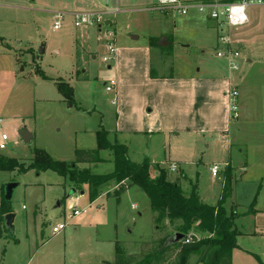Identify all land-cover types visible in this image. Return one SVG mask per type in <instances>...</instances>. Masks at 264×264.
<instances>
[{"label":"rangeland","instance_id":"1","mask_svg":"<svg viewBox=\"0 0 264 264\" xmlns=\"http://www.w3.org/2000/svg\"><path fill=\"white\" fill-rule=\"evenodd\" d=\"M157 1L118 0L117 5V1L106 4L104 0H0V119L3 121L0 137L2 134L9 137L7 149L0 153L29 164L35 150L42 149L56 161L71 163L76 150L97 148V132L113 128L116 117L114 93L106 91V84L115 79L117 72L114 60L103 62L110 42L122 51L151 44L153 74L169 76L178 70L176 74L188 75L220 70L235 81L240 120L248 114L256 120L262 118L259 120L263 122L264 6L249 8L250 26L233 30L246 41L232 46L240 54L236 61L239 68L233 70L223 66V59L216 57V51L222 46L214 22L208 23L207 17L195 10L184 17L159 10ZM117 7L119 13L113 14ZM78 12L104 14L101 27L75 28L72 15ZM58 13L65 15L63 27L54 31V16ZM150 38H156L154 44ZM56 82L74 88V105L65 101ZM254 127L246 126L251 134L248 139L244 137L245 142L248 140L250 148L264 146L255 137L264 132V125ZM23 131L33 137L31 143H24ZM109 138L112 140L113 135ZM217 146L206 153L204 161L229 160L220 150L222 146ZM149 149L150 145L142 149L140 145L138 152L142 153L133 155L134 161L141 163L145 158L164 161L165 147L155 148L152 153ZM109 155L112 157L108 151L101 153L102 158ZM194 156L198 161V152ZM238 160L239 157L234 160L235 165H239ZM108 164L80 166L77 172L90 169L92 174H109L114 165ZM172 164L161 165L168 171L170 180L181 173L180 168L172 172ZM197 165L189 173L191 183H184V193L189 196L198 181L199 200L213 205L216 180L207 166ZM220 175L217 180L221 183ZM9 184L17 187L11 201H6ZM84 186L52 171L41 174L30 171L23 175L0 172L3 207L17 216L13 231L5 223L0 228V260L7 251L8 264H112L117 244L129 256L139 253L142 243L172 237L176 226L157 229L150 201L137 186L125 190L117 199L114 194L121 187L109 184L104 190L109 199L102 198L93 204L72 192L73 189L80 192ZM253 190L254 185L249 184L236 199L240 216L235 228L243 233L252 227L264 226L263 216L248 213ZM72 197H77L79 202L74 206L87 212L70 220ZM133 204H137L136 209ZM37 206L40 212L36 214ZM80 220H85L88 227H78L83 224ZM59 222L69 226L62 234L53 236L52 229ZM205 236L196 232L197 240ZM197 261L198 256L192 255L188 264H197ZM232 264H264V232L240 238Z\"/></svg>","mask_w":264,"mask_h":264},{"label":"crops","instance_id":"2","mask_svg":"<svg viewBox=\"0 0 264 264\" xmlns=\"http://www.w3.org/2000/svg\"><path fill=\"white\" fill-rule=\"evenodd\" d=\"M188 1L204 2L208 0ZM207 21L209 23L212 20L207 17ZM248 23L247 26H250L251 20ZM231 40L233 45L246 43L241 35L234 33L233 30L231 31ZM222 63L223 66L227 67L228 65L229 69L231 68L228 60L223 59ZM113 64L117 73L115 79L111 81H115L116 86L110 93H114L113 105L116 106V117L114 127L109 130L104 129L108 133L109 141L112 144L126 146L128 156L134 163L137 162L134 161L133 155L137 157L142 153L138 152L140 145L141 149L150 145L149 153H152L155 148L165 147L164 161L160 162L158 158L155 161L150 158L149 160L153 166H159L160 168H162V163L165 162L177 164L181 173L176 179L170 181L175 182L178 178L184 177V180L181 181L183 191L184 183H191L192 179L189 173L193 172L195 167L198 166L197 164L207 166L206 168L209 169L210 173L212 167L218 164L221 169L219 172L221 183L211 173V176L216 180L217 187L214 196L216 202L209 205L212 207L217 205L221 199L224 173L230 169L232 191L225 204L228 215L234 213L236 215L235 222L237 221L240 216L237 213V196L245 191L249 184H253L254 193L251 194V205L248 213L254 217H264V146L250 148L247 145L248 140L247 143L244 140V137L248 139L251 134L248 133L246 126L252 128H255L254 126L262 127L264 121L261 122L262 118L260 117L257 120L255 117H249L248 114L242 120H240V115L236 120L232 118L231 111H229L228 92L232 89L237 91L233 78L230 76L225 77L223 72L217 69L210 72L198 71L188 75L176 74L178 70L169 76L153 74V47L151 44L143 46L142 49L128 48L122 51L116 48ZM108 68L111 69L112 66L110 65ZM112 135L111 140L109 137H112ZM255 137H258L261 140L260 143L263 144L264 132H259ZM32 141L33 137L31 136ZM134 145L136 148H133ZM217 145L222 146L220 150L222 153L227 154L229 160L214 161L212 163L204 161L206 153H210L214 146L217 148ZM202 148H205V151H202ZM197 152L198 161L194 156ZM103 153H106V151ZM176 157L177 160H171ZM238 157L239 165H235L234 160ZM111 158V155L102 158L103 163L99 164L109 163L108 165H114ZM147 159L145 158L143 162ZM92 165L97 164H78L76 170H79L80 166L90 167ZM253 170L254 173L250 175ZM80 172L91 173V170L86 169ZM154 175L157 176L158 172L154 171ZM195 186L198 194V181ZM83 188L84 190L80 192L75 191L74 195L90 202L88 185ZM3 193L0 188V228L2 227ZM82 193L84 194L82 195ZM78 198H69L70 207L79 204ZM102 198L109 199L107 191H104V194L97 201ZM93 203L90 202V204ZM23 208L25 209V206ZM133 208L136 209L137 204H133ZM38 212H40L39 206L36 207L35 213ZM73 219L75 218L70 220ZM80 221L83 224L78 227H88V224H84L86 223L85 220ZM238 232L241 234L238 240L242 237L258 236L261 232H264V226L252 227L248 233ZM7 258L8 252L5 251L2 254L0 264H8Z\"/></svg>","mask_w":264,"mask_h":264},{"label":"trees","instance_id":"3","mask_svg":"<svg viewBox=\"0 0 264 264\" xmlns=\"http://www.w3.org/2000/svg\"><path fill=\"white\" fill-rule=\"evenodd\" d=\"M238 0H220L222 3H233ZM156 38H150L154 44ZM44 77V78H43ZM44 80L48 77L42 76ZM58 92L66 102L74 105L75 91L67 83L56 82ZM97 148L92 150H76L74 162L67 163L54 160L45 150L36 149L29 164L17 159L7 158L0 154V172L27 174L34 171L37 174L52 171L61 177H69L73 183L88 185L89 199L93 203L103 194L109 184L121 187L114 195L119 199L121 194L132 186L140 188L150 201L154 215V224L158 230L165 226L175 227L173 235L180 233L185 240L171 243V238H160L154 242H145L139 253L124 255L116 245V257L112 264H188L192 255L198 256L197 264H232L233 252L238 248L240 233L235 228L236 215L227 214L224 205L232 191L230 169L223 177V189L220 200L215 206L202 203L196 187L186 196L181 186L182 179L171 182L168 171L159 166H153L149 159L141 164L134 163L128 156L126 146L112 144L108 133L102 129L97 132ZM112 154L114 170L105 175L79 173L78 164L103 163L101 153ZM154 171L158 175H154ZM11 211L1 207V222ZM194 231V232H193ZM196 232L207 235L197 240ZM186 240H190L186 243Z\"/></svg>","mask_w":264,"mask_h":264},{"label":"built area","instance_id":"4","mask_svg":"<svg viewBox=\"0 0 264 264\" xmlns=\"http://www.w3.org/2000/svg\"><path fill=\"white\" fill-rule=\"evenodd\" d=\"M88 1H102V0H88ZM106 4H109L112 1L118 0H104ZM158 9L162 11H170L172 13H176L181 17L187 16L192 10H195L197 13L207 16L210 20H212L218 28V42H220L222 49H218L216 51V57L219 59H225L230 62V67L233 70L239 68L238 63L236 62L240 58V54L238 51L233 50V42L231 40V31L238 28H243L248 25L249 18L247 15L248 9L251 7H260L264 6V0H238L233 3H222L220 0H208L204 2H195L188 0H158ZM119 13V7L115 10L113 14ZM102 13H75L72 15L74 21V27L77 29H89L92 27H101L100 25L103 22ZM65 15L62 13H58L54 16V24L53 30L59 31L63 27ZM108 39V38H107ZM106 39V40H107ZM107 55L103 58L104 63H109L114 60L116 55L115 45L110 42L107 46ZM116 82L111 81L109 84H106V91L112 92L115 89ZM229 98V111H231V115L233 119H238L239 111H238V96L239 94L235 89H232L228 92ZM3 121L0 119V126ZM9 141V137L7 134H2L0 137V151H4L7 149V143ZM172 172H176L178 170L177 164H172L170 167ZM221 171L220 166L215 164L211 173L213 176L217 177L219 172ZM73 214L70 215V219L74 217H80L82 214L87 212V209L83 211L77 209L75 206L70 207ZM67 223L62 222L55 225L52 229V235L57 236L62 234L66 228ZM190 240H186V243H189Z\"/></svg>","mask_w":264,"mask_h":264},{"label":"water","instance_id":"5","mask_svg":"<svg viewBox=\"0 0 264 264\" xmlns=\"http://www.w3.org/2000/svg\"><path fill=\"white\" fill-rule=\"evenodd\" d=\"M133 40H137L138 38L137 37H132ZM22 139L24 141L25 144H29L31 143V136L23 131L22 134ZM17 187V184H9L7 185V189H6V201H11L12 199V196H13V192H14V189ZM73 193H75V190L72 191ZM84 193H82L83 195ZM60 204H58L59 206ZM15 214H12V213H9L7 214L5 217H4V223H5V227L10 230V231H13V223L15 221ZM185 240V236L183 234H180V233H175L173 235V237L171 238L170 242L171 243H177V242H181Z\"/></svg>","mask_w":264,"mask_h":264}]
</instances>
